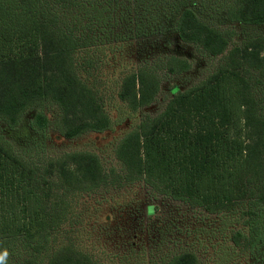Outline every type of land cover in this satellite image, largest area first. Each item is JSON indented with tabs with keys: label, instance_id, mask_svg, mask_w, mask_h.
<instances>
[{
	"label": "trees",
	"instance_id": "16d2710c",
	"mask_svg": "<svg viewBox=\"0 0 264 264\" xmlns=\"http://www.w3.org/2000/svg\"><path fill=\"white\" fill-rule=\"evenodd\" d=\"M81 1L0 0V119L7 127L16 129L27 111L51 102L60 110L56 127L65 138L112 129L114 121L95 81L90 82L96 76L90 75L91 67L119 63L117 96L136 113L156 101L161 86L147 60L136 64V46L151 40L163 48L165 38L176 35L209 56L226 55L199 84L185 90L172 86L164 109L144 116L120 139L115 150L124 168L117 174L119 185L145 188L150 215L161 196L220 215L229 224L252 213L238 215L246 202L264 206V98H256L253 83L255 77L264 80V35L228 50L232 34L203 21L193 0H133L137 7L157 4V12L136 9L135 18L123 22V33L112 30L114 39L98 46L95 36L79 35L62 22L64 11L76 10ZM227 17L264 25V0H235ZM80 53L86 55L82 62ZM160 60L171 74L191 69L188 58L174 53ZM50 126L43 111L30 121L33 130ZM115 174L89 150L66 152L39 165L0 133V248L22 250L19 264H37L45 257L47 264H102L73 242L59 241V234L68 233L75 198L111 184ZM128 206L119 202V211ZM133 218L141 233L137 252L151 258L146 264H200L195 242L168 245L160 220L150 224L140 215ZM241 238H246L241 230L233 231V243Z\"/></svg>",
	"mask_w": 264,
	"mask_h": 264
},
{
	"label": "rangeland",
	"instance_id": "374dc122",
	"mask_svg": "<svg viewBox=\"0 0 264 264\" xmlns=\"http://www.w3.org/2000/svg\"><path fill=\"white\" fill-rule=\"evenodd\" d=\"M193 1L196 2L194 8L203 21L232 34L228 50L250 38L264 35V25L229 21L227 8L235 0ZM104 2L109 3L108 7L103 5ZM161 3L166 5V2ZM156 5L142 2L140 7H137L133 0H82L79 6H75L76 10L64 11L62 22L74 27L79 35L95 36V44L98 46L107 45V42L114 39L115 34L112 30L123 33L125 29L123 22L127 18L134 19L136 9L139 14L146 10L149 15L157 12ZM123 13L125 17L121 18ZM101 14L105 17H99ZM162 44L163 48L157 46L155 41L149 40L136 46L138 50L136 64L147 60L148 66L156 69L161 78L156 101L136 113H132L117 96L121 71L118 68L119 63L106 65L101 67L102 69L100 66L91 67L90 75L96 76L90 82L92 84L95 81L93 84L114 121L112 129L102 133L88 132L74 139L65 138L56 127L60 110L54 103L47 102L27 111L16 129L8 128L0 119V133L20 155L39 165L66 152L89 150L99 155L107 172L116 171L111 184L75 198L74 211L66 224L68 233L59 234V241L73 242L77 248L88 252L102 264H146L151 259L137 252L142 246L137 247L141 233L139 222L133 218L136 214L149 220L150 224L160 220L158 228L162 230L161 234L166 238L168 245L175 241L178 243L182 241L181 244H184V241L195 242L200 264H264V206L252 205V201L246 202L238 211V215L243 210L252 213H247L238 219L239 221L229 224L225 223L220 215H212L202 209L193 210L184 203L173 202L161 196L154 201L157 209L150 215L149 205L152 203L147 199L145 188L119 185L117 174L124 168L115 150L120 139L136 127L144 116L155 115L164 109L172 95L170 90L172 86L185 90L199 84L217 70L226 55L225 53L218 57L209 56L195 45L180 43L176 35L165 38ZM166 44H169V49ZM168 52L188 58L191 69L179 74L168 73L160 60ZM78 56L82 62L86 55L80 53ZM91 58L96 57L91 55ZM100 59L102 60L101 55ZM253 83L256 98L263 99L264 80L258 81L255 77ZM38 111H43L51 121V126L47 130L37 131L30 127V121ZM136 198L143 201V204L138 205ZM119 202L129 204L128 208L123 207L128 209L126 212L119 211ZM122 223L125 228H122ZM235 230H241L246 236L241 238L240 244H235L231 240ZM157 231L159 234V229ZM188 233L191 237L187 235ZM143 236L146 239V234L142 235V239ZM132 244L134 246L130 247ZM0 256L3 257V264H19L24 254L18 248L14 250L0 248ZM47 261L45 257L37 264H47Z\"/></svg>",
	"mask_w": 264,
	"mask_h": 264
},
{
	"label": "clouds",
	"instance_id": "9594fccd",
	"mask_svg": "<svg viewBox=\"0 0 264 264\" xmlns=\"http://www.w3.org/2000/svg\"><path fill=\"white\" fill-rule=\"evenodd\" d=\"M0 264H3V257L0 256Z\"/></svg>",
	"mask_w": 264,
	"mask_h": 264
}]
</instances>
